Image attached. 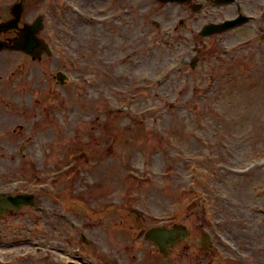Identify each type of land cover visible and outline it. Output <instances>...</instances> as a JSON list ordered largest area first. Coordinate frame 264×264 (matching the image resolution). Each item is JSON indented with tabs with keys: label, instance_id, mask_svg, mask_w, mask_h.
Masks as SVG:
<instances>
[{
	"label": "rangeland",
	"instance_id": "374dc122",
	"mask_svg": "<svg viewBox=\"0 0 264 264\" xmlns=\"http://www.w3.org/2000/svg\"><path fill=\"white\" fill-rule=\"evenodd\" d=\"M79 1L84 2V0ZM136 1L138 0H134V2ZM30 9L31 4L29 5ZM164 11L163 15L160 11L153 15L147 9H141L138 14H133V23L135 22L136 24L139 21V28L135 27V25L132 33L135 44H137L136 41H143L146 47H152L155 43L149 37L153 26L143 22L145 19L146 22L151 19L150 23L154 19L159 22L162 28H168L171 23L178 24L179 19L186 17V14H188V10L183 6H171ZM203 21H205L204 17L203 20L196 19L183 32L189 33ZM70 26L75 28L74 48H80L79 38L77 37L82 36V39H85L89 36L87 39L89 46L87 48L92 49L93 56L86 57V73L93 71L97 61L101 63L103 61L107 65L108 63L106 64L105 60L112 58L116 60L117 57L113 56L120 55L117 52L119 50L112 47L111 50H108L105 46L110 43V40L113 44H117L119 39H109L106 34H100L102 40L100 41L99 39L98 44V34L93 26L86 24L84 21L80 23V28H76L73 23ZM58 37V43L61 44V48H64L65 44L71 47L72 40H66L61 35ZM194 43L193 39L179 41L174 50L169 52H167L168 49L165 47L160 50L157 45L154 48L156 50L154 55L142 52L141 56H133L137 61L149 60L151 64L149 68L145 65L137 69H129L125 68L128 66L121 64L116 69V74L125 70L130 73L129 75L134 73L136 76H142L139 73L142 71H150L151 73H148V75L159 73L164 70L162 65L165 59L171 58L173 51L174 53L178 52V54L186 51L194 55V52H192ZM120 44L121 42H119ZM98 46L102 48L105 55L97 57V55H100ZM57 59L59 60L54 62L53 71L56 66L65 64L64 57H58ZM60 59L63 60L60 61ZM247 70L250 71L247 81L239 79L237 76H230L225 77L217 87L212 88L213 90L207 86L209 83L204 85V92L207 94L202 93L196 105V108L205 116H209L210 119L208 128L204 130L199 129L195 116L188 111L195 103L190 104L184 101L183 104L187 103L189 107H182L181 111H187L188 117L184 118L179 124V132L172 131V125L177 124L176 116L174 115H177L178 106L172 104L171 98L178 93V89H156L155 92L158 94L162 93L165 99L159 101L164 106V114L159 116L158 126L156 125L155 127L150 126L149 116L139 115L142 111V103L139 99L138 103H134L129 106V109H126L125 103H121V100L117 101L112 96V88L107 85V82L104 83L102 89H94L88 86L83 88L80 86V81L76 77H72L67 87H60L57 83H53L51 85L52 88H48L49 85H46L36 74H33L31 79H24L19 85H11L10 88H5L4 93L5 101H10V108L15 106L14 111L21 115L17 123L22 125V135L24 132L26 134L25 138L33 140L31 144H28V150L25 153L29 160L32 158L33 160L45 159L47 155L52 154L49 150H57L56 157L61 156L63 151L72 148V143L76 140L81 141L83 143L81 144L82 146H86L80 149H96L98 151V159L103 157V152H110V146L114 144L112 136L115 137L117 130H129L125 131L128 134L125 139H120L116 144V160L108 159L103 163L104 166L95 170L92 168L93 164L87 165L83 175L80 174L81 180L76 193L79 192L82 196L85 195L83 201L89 205L91 203L89 202L91 191L94 192L104 208V205L108 203L107 193L111 190L98 181L105 183L110 180H116L118 182L117 186H119L126 178L123 172L127 168H138L141 173L147 171L149 174L150 172L165 173L167 175H164V178L155 179L156 185L150 186L151 183L148 182V186L145 185L143 187L145 189L144 192L148 194L147 198H149L150 204V207H146V210L157 213L163 212L162 216H165L170 215L171 212H182V214H184L183 212H196L195 207L189 205L190 195L185 189L188 183L186 181L189 180L190 170H194L193 165H197L198 171L203 172L204 168L207 176L210 175L211 171L218 170L215 167H206L199 163L195 164V161L205 157V150H210L213 158L224 159L227 155L228 158L236 160L232 164L237 166L241 155L248 151L247 149L251 144L264 145V82L262 81L264 80V69L259 71L252 67L247 68ZM204 73V71L201 72V77H203ZM73 74L77 76L78 72L75 71ZM45 76L49 77V74L46 73ZM87 77L89 78V75ZM229 78L235 81L233 85H231ZM121 84H124V82ZM165 86L179 87L180 84L171 81L162 87L166 88ZM121 107L125 108L124 112L119 111ZM12 125L7 122L6 124L0 123V140L10 139L8 136L11 134ZM94 130L100 131V135H98L100 140L96 138V142L92 134ZM200 134L207 139L202 135L200 136ZM23 140L25 139L23 138ZM61 140L63 143H59ZM6 144L7 142H4V145ZM200 147L203 148L201 149ZM74 149L77 150L78 148ZM120 155H123L124 163L120 162ZM109 161L111 162L109 163ZM0 162H3V160H0ZM4 165L5 162L0 165V169ZM190 165H192L191 169H189ZM110 169L118 173H109ZM260 172L257 175L255 173L253 179H237L238 177L230 175L229 184H225L224 188L230 187L232 189V183L237 185L234 190L229 189V196H231L234 205L231 210L232 213L234 212L233 214L237 212H253L249 210L253 205L256 206L257 211L259 210L258 205L264 206L261 204V202L264 203V198L261 200L255 198L256 190L254 185L258 181H260L258 185L264 184V169ZM147 178V180H153V177H148V174ZM32 179L30 174L25 180ZM221 186L219 185V187ZM24 187L29 188L30 184L26 182ZM199 187L201 193H206L203 191L202 185ZM262 187L264 188V185ZM202 195L211 196V193ZM219 205L220 202L215 206ZM206 206L209 210L208 212H210V204L207 203ZM75 208H77L78 212L80 211V208ZM192 221H189V228ZM233 234L235 235V232ZM24 236L30 240L28 230L25 231ZM24 236L22 235L21 238Z\"/></svg>",
	"mask_w": 264,
	"mask_h": 264
},
{
	"label": "flooded vegetation",
	"instance_id": "af4514ba",
	"mask_svg": "<svg viewBox=\"0 0 264 264\" xmlns=\"http://www.w3.org/2000/svg\"><path fill=\"white\" fill-rule=\"evenodd\" d=\"M202 4H203V8L209 9V11L211 12L213 9H216L217 7H226V11H231L234 10V13L238 14L241 12L242 8H245V10H248V12L250 13V15H255L254 13H256V10L260 7H262L264 0H236L233 1L229 4H226L224 6H219V0H201ZM1 17H0V21H1ZM258 22V21H256ZM263 25H264V21H263ZM0 36L1 38L4 39H9V35L7 33L4 32H0ZM264 38V35H263ZM253 44H255L261 51H264V42L262 41H254ZM261 59H263L264 61V55L261 56ZM68 197H63V211L68 213L70 212V209L68 207V201H67ZM113 212H110V214H112ZM66 216V214L64 215ZM123 218H125L126 222L128 223L127 227H129L130 231H132V238H135V240L133 241H129V240H125L123 242L120 243L121 244H125V246L131 248V247H135L139 245V241L137 240V238H139V236L136 234L135 232V228H137L138 230H141V233L143 232V230H145V228L147 227V224L150 225H154L157 224L160 221H156V219H158V217H154L150 214H142V216L140 217V219H137V223L134 225L132 223H130L131 218L130 217H126L123 215ZM117 221V220H116ZM115 221V222H116ZM2 225V223H0V226ZM192 229V226L190 227ZM61 229L63 232H65L68 229V224L66 222H62L61 224ZM192 236V235H191ZM191 236L189 237L188 240L184 241V240H177L174 247H173V251H175L174 253V257L172 259V262L169 264H211L212 262L210 261L214 259L213 254H215L218 250V245L216 248H213L211 250H207L204 248H200V242L191 238ZM141 242H145L144 240H142ZM115 244H111L110 248H115L116 247V242H114ZM136 243L135 246H133L132 244ZM91 260V259H90ZM159 264H166L165 260L160 259L158 261ZM87 264H128L125 262V260H123V262H118L114 257L112 256H108L106 250L101 247L99 254H97L93 259L92 262H88ZM132 264H143V262L138 261L136 263H132ZM224 264H234L231 263L230 261H225ZM235 264H244V262L242 261H237Z\"/></svg>",
	"mask_w": 264,
	"mask_h": 264
},
{
	"label": "water",
	"instance_id": "95a60500",
	"mask_svg": "<svg viewBox=\"0 0 264 264\" xmlns=\"http://www.w3.org/2000/svg\"><path fill=\"white\" fill-rule=\"evenodd\" d=\"M22 38H23V39L25 38V32H24V33H22Z\"/></svg>",
	"mask_w": 264,
	"mask_h": 264
}]
</instances>
